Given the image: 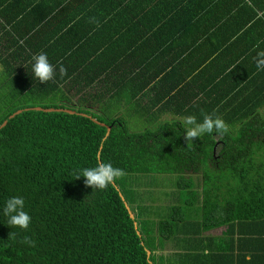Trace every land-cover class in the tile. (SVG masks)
<instances>
[{"label":"trees","instance_id":"16d2710c","mask_svg":"<svg viewBox=\"0 0 264 264\" xmlns=\"http://www.w3.org/2000/svg\"><path fill=\"white\" fill-rule=\"evenodd\" d=\"M260 51L264 0H0V125L34 106L79 112L24 110L0 129V210L19 196L32 217L12 229L0 211V264H157L164 237L195 225L228 226L226 256L235 227L262 241ZM40 52L56 67L46 84L32 73ZM202 114L230 131L187 146L180 121ZM97 159L126 175L105 190L74 179ZM162 185L175 189L162 191L178 202L169 215L154 204Z\"/></svg>","mask_w":264,"mask_h":264},{"label":"clouds","instance_id":"9594fccd","mask_svg":"<svg viewBox=\"0 0 264 264\" xmlns=\"http://www.w3.org/2000/svg\"><path fill=\"white\" fill-rule=\"evenodd\" d=\"M89 22L96 23L97 26H99V22L96 21L95 18H91ZM21 43H23V41H21ZM31 59L33 77L39 80L40 83L46 84L48 81L55 78L56 67L49 62L46 53L40 52L34 54ZM254 59L257 69L264 70V51L258 52ZM0 71H3L2 66H0ZM59 73L61 78L67 75V69L62 63H60L59 66ZM202 117V120H198L195 115H187L181 119L180 124L185 130L184 140L187 143V146H191L195 139L201 138L204 134L215 133L224 136L229 133L230 125L221 117L212 114H202ZM73 175L74 179H80L83 177L86 187H91L93 190H105L114 181L123 178L126 175V172L121 168L114 167L111 163L97 159L94 167L78 169ZM24 209V199L19 196H14L10 197L5 202V205L0 211H2V214L5 217H7L6 224L10 228L27 230L32 217ZM16 236V232L11 231L9 233L10 239H15ZM20 242L35 247V241L27 236L23 237Z\"/></svg>","mask_w":264,"mask_h":264},{"label":"crops","instance_id":"0c3cea01","mask_svg":"<svg viewBox=\"0 0 264 264\" xmlns=\"http://www.w3.org/2000/svg\"><path fill=\"white\" fill-rule=\"evenodd\" d=\"M165 187L154 189L157 192V201L154 204L159 206L156 207L157 211L161 210L160 207H162V210H164L162 214L169 215V211L166 209V207H169L170 204L176 206L178 202H172L170 197H167L162 193V191H167V193L174 192L175 189L173 187H167V189H164ZM177 212L180 211L178 210ZM194 214L195 212L192 210L190 215ZM199 230H201V233ZM227 230L228 226L226 225H221L208 230H203L198 225H195L190 230V233H174L171 234V238L164 237L162 246H160L156 252V263L264 264V252L261 254H256L255 252L256 248H263L262 250L264 251V239L259 241L261 238H255L252 236L249 237L244 236L245 234H239L236 227L235 232L232 235L236 246L233 255L228 252L229 254L226 256V254H223V251L217 252L216 248L218 245L224 246V244L230 240L231 233ZM211 239H215L216 242L214 244H210L211 247H208L207 245ZM257 255H260L262 258L260 259V256ZM224 258H226L225 260H227V262H225ZM209 260H211V263H208Z\"/></svg>","mask_w":264,"mask_h":264},{"label":"water","instance_id":"95a60500","mask_svg":"<svg viewBox=\"0 0 264 264\" xmlns=\"http://www.w3.org/2000/svg\"><path fill=\"white\" fill-rule=\"evenodd\" d=\"M39 110V111H45V112H53V111H65V112H68V113H72V114H75V113H79L77 112L76 110H73V109H70V108H56V107H42V106H34V107H28V108H25V109H19L17 110L16 112L12 113L1 125H0V129L3 128L5 125H7L8 121L13 118L15 115L17 114H20L22 113L24 110ZM80 114H83V115H87V114H84V113H80ZM94 122L96 123H99L103 126H107V134H106V137L109 136L110 132H111V126H108L106 123L104 122H99L96 118H93V116L89 115ZM121 197L123 199V201H125V198L124 196L121 194ZM126 207L127 209L129 210V213H130V216L131 218H135V215L134 213L132 212V210L130 209V206L128 205V203L126 202ZM135 227L136 229L138 228V223L135 222ZM147 253H148V256L150 257L151 255V251L150 250H147ZM151 264H152V261H151Z\"/></svg>","mask_w":264,"mask_h":264},{"label":"rangeland","instance_id":"374dc122","mask_svg":"<svg viewBox=\"0 0 264 264\" xmlns=\"http://www.w3.org/2000/svg\"><path fill=\"white\" fill-rule=\"evenodd\" d=\"M129 127H130L133 131H138V130L141 128V126L138 125V124H136V123H131ZM160 187H165V186L162 185V186H160ZM167 187L172 188L170 185H168V186H166L164 189H167Z\"/></svg>","mask_w":264,"mask_h":264}]
</instances>
